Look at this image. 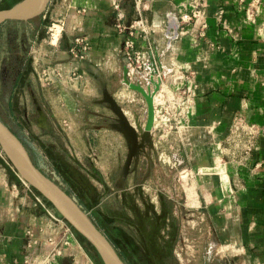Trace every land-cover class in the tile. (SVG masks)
Returning <instances> with one entry per match:
<instances>
[{
  "label": "crops",
  "instance_id": "1",
  "mask_svg": "<svg viewBox=\"0 0 264 264\" xmlns=\"http://www.w3.org/2000/svg\"><path fill=\"white\" fill-rule=\"evenodd\" d=\"M21 1L0 0V11ZM192 1H123L125 25L140 24L135 35L137 49L148 45L153 49L149 82L146 79L139 87L145 94L126 87L125 37L114 29L116 16L108 0H50L46 14L54 20L66 17L68 25L60 46L54 45L55 59L71 67V43L75 35L85 37L91 49L80 64L85 80L83 90L78 91L79 101L88 108L90 102L102 105L105 89L115 99L118 91V101L128 105L121 107L128 116H136L143 128L150 117L153 122L157 105L155 96L151 107L146 97L157 84L155 67L187 76L184 86L194 97L187 122L191 131L177 144L175 134L169 140L160 135L156 142L153 128L152 140L157 148L162 145L165 149L169 142L177 145L187 166L195 171L197 193L194 190L192 204L207 222L216 248H239L248 264H264V0H197L201 15L184 21L194 11ZM83 7L87 11L78 14ZM25 65L18 70L19 83L28 76ZM67 98L74 106L73 97ZM69 112L58 110L57 118L67 120ZM94 114L99 118L110 115L108 111ZM236 125L255 126L247 153L243 145L228 148ZM1 183L0 264H31L41 249L35 243L42 237L36 226L40 210L33 208L31 201L27 204L24 192L16 193L17 186H11L6 176Z\"/></svg>",
  "mask_w": 264,
  "mask_h": 264
},
{
  "label": "rangeland",
  "instance_id": "2",
  "mask_svg": "<svg viewBox=\"0 0 264 264\" xmlns=\"http://www.w3.org/2000/svg\"><path fill=\"white\" fill-rule=\"evenodd\" d=\"M57 19L45 12L32 21H9L0 26V119L19 137L35 165L78 200L127 264H248L239 248L217 249L213 243L207 222L190 198L194 190L197 193L193 169L189 176L181 175L184 164L174 166L166 158L145 177L148 164L142 156L137 178L131 174L124 184L118 182L128 145L125 139L119 140L108 119L94 114L109 113V107L90 102L88 108L77 97L83 83L72 85L55 78L57 67H70L55 59L57 44H53L52 35L59 33L58 47L65 35ZM24 64L28 76L19 83L18 70ZM115 94L119 99L120 93ZM67 97H73L74 106ZM118 102L128 108L122 100ZM58 110L70 111V118L60 120ZM127 117L135 125L138 118ZM155 136L157 142L160 131ZM175 137L179 144L177 134ZM172 144L164 145L165 149ZM158 146L162 153L164 147ZM2 176L17 186L16 193L24 192L27 204L31 201L32 207L40 210L36 226L42 237L35 240L57 237L61 254L55 253V263L103 264L93 247L86 241L83 244L44 198L19 178L0 148V184ZM4 186L9 185L6 182ZM35 195L45 207L36 202ZM38 257L43 259L40 254Z\"/></svg>",
  "mask_w": 264,
  "mask_h": 264
},
{
  "label": "built area",
  "instance_id": "3",
  "mask_svg": "<svg viewBox=\"0 0 264 264\" xmlns=\"http://www.w3.org/2000/svg\"><path fill=\"white\" fill-rule=\"evenodd\" d=\"M108 1L116 16L114 29L125 37L122 53L124 55L126 66V87L130 89L131 86H143L144 80L149 78L152 72V69L149 65V55L153 53V49L150 45H148V47L145 49H137L135 35L140 24L132 23L131 25H125L122 0ZM192 3L194 4V11L192 15L184 17V21L198 19L201 15V10L199 9L200 4L198 1L193 0ZM86 11L87 9L83 7L80 10L78 9L77 13L84 14ZM55 22L61 25V31L66 30L68 27L66 17H59V19H57ZM56 23L53 24V27L56 26ZM143 27L144 26H142V32L147 34L148 32ZM50 30H53V28ZM55 44H58V41ZM90 49L91 45L86 40V38L77 36L68 50L72 61L71 68L69 67L68 69H64L61 66L57 67L54 74L55 78L60 80L61 83L65 82L72 85L83 83L85 80V75L81 71L80 64L87 58V53L90 51ZM155 68L158 80L157 84H154V90L150 92L151 98L153 99V96H156L161 91L163 93V100L161 102L156 101L157 105L155 106L154 110L155 113L153 128H155V132L160 131V135H164L165 138L175 133L178 135V139L183 142L185 134H187L186 132L191 131V127L187 122L189 118L188 115L194 100L191 90L184 86V78H186V80H188V78L187 76L182 75L179 71H173L163 66H161L159 69L157 66ZM170 79L171 81L169 84ZM146 81L149 82V79ZM255 132V126L245 127L236 125L232 130L227 142L228 148L243 145L241 147H243L244 151L247 153L252 147V143L255 138ZM155 148L157 149L159 155L157 158V163L166 162L167 158V162L174 163V166H182L184 164L185 168L181 175H186V177L189 176V173H191L192 169L187 166L186 160L181 155V152L177 146L175 148V145L172 144L169 150L165 149L162 153L160 152V149L156 147V143ZM166 151L169 153L168 156L166 155ZM193 176L194 173L192 174V178ZM0 186H2V183ZM28 190L30 191L29 188ZM34 197L37 203L45 207L40 196L35 195ZM51 216L55 220H58V218L54 215L51 214ZM67 231L70 232V229L68 228ZM42 241L43 242L36 241L35 243L36 245L39 243L41 248L40 255L43 256V259L39 260L40 257H38V259H36V261L31 264H57L55 263L57 261H55L56 256H54L55 253L58 252L57 237L48 235L47 238ZM64 245H68V243L65 242ZM58 254H61V251H59Z\"/></svg>",
  "mask_w": 264,
  "mask_h": 264
},
{
  "label": "water",
  "instance_id": "4",
  "mask_svg": "<svg viewBox=\"0 0 264 264\" xmlns=\"http://www.w3.org/2000/svg\"><path fill=\"white\" fill-rule=\"evenodd\" d=\"M49 2L50 0H22L11 9L0 11V26L9 21H32L45 13ZM131 88L144 93L137 86ZM103 96L102 102L106 103L115 115L116 123L112 128L124 137L128 145L129 153L121 174L123 180H126L131 173L133 161L134 170L138 169L145 140L152 143L153 122L150 117L145 128L138 119L133 125L124 109L107 89L104 90ZM146 97L151 107L152 98L148 95ZM0 148L19 178L52 205L56 213L94 248L103 264H127L78 200L35 165L25 145L1 119Z\"/></svg>",
  "mask_w": 264,
  "mask_h": 264
},
{
  "label": "flooded vegetation",
  "instance_id": "5",
  "mask_svg": "<svg viewBox=\"0 0 264 264\" xmlns=\"http://www.w3.org/2000/svg\"><path fill=\"white\" fill-rule=\"evenodd\" d=\"M103 99H104V96H102L101 104L106 106L107 104L102 102ZM106 107H108V105ZM109 113H110V115L108 117H100V118L104 119L105 121L108 119L109 120V125L112 128V125L116 123V120H115V115L111 111H109ZM144 145L145 146L142 148L141 157L143 156V157L146 158V163L148 164V167H147V171H146L145 177H149V175L151 176V174L153 172V168L155 167V164L157 163L158 151L155 148V142L153 140H152V143H150L149 140H145ZM128 153H129V150H128ZM127 156H128V154H127ZM126 161H127V157H126V160L124 162V165H125ZM124 165H123V167H124ZM123 167H122V169H123ZM139 167H140V163H139L138 169L135 171L134 170V161H133L132 165H131V173L129 174V176L131 174H133V177L136 179L137 175L136 176H134V175L137 174V172L139 170ZM122 169L119 172V175H118V178H117V180H118V182L120 184H124L127 181V179L123 180V178L121 176ZM129 176H128V178H129Z\"/></svg>",
  "mask_w": 264,
  "mask_h": 264
},
{
  "label": "bare ground",
  "instance_id": "6",
  "mask_svg": "<svg viewBox=\"0 0 264 264\" xmlns=\"http://www.w3.org/2000/svg\"><path fill=\"white\" fill-rule=\"evenodd\" d=\"M58 36H59V33L56 31L54 34H53V41L54 39H58ZM163 100V93L162 92H159L156 96H155V101L157 102H161ZM191 198V197H190Z\"/></svg>",
  "mask_w": 264,
  "mask_h": 264
},
{
  "label": "trees",
  "instance_id": "7",
  "mask_svg": "<svg viewBox=\"0 0 264 264\" xmlns=\"http://www.w3.org/2000/svg\"><path fill=\"white\" fill-rule=\"evenodd\" d=\"M44 201L46 202V204L47 205H49L50 207H52V205L49 203V202H47L45 199H44ZM53 208V207H52ZM58 214V213H57ZM59 215V214H58ZM60 216V215H59ZM61 217V216H60ZM73 231H74V229H73ZM75 232V234H76V236L78 237V239L83 243V244H85L84 242H85V240L78 234V233H76V231H74ZM169 234V233H168ZM163 238H164V235H163ZM93 250H94V248H93ZM95 251V250H94Z\"/></svg>",
  "mask_w": 264,
  "mask_h": 264
}]
</instances>
